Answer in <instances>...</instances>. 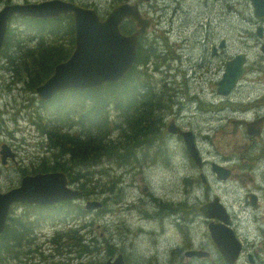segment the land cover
<instances>
[{"label":"rangeland","instance_id":"obj_1","mask_svg":"<svg viewBox=\"0 0 264 264\" xmlns=\"http://www.w3.org/2000/svg\"><path fill=\"white\" fill-rule=\"evenodd\" d=\"M3 1L5 0H0V2ZM85 1L95 3L99 7H108L115 0ZM142 2L152 8L159 7L163 9L167 15H171L170 9H172L174 17L178 15L176 19L172 18L173 29L165 32L169 29V22L166 21L158 25L156 14L151 11L152 8L144 12L152 20L148 35L142 40V46L150 49L146 61L148 71L150 73L155 72L152 75L153 83L150 82L149 85L151 92L157 94L161 93V86L165 87L166 85L170 89L169 84H173L181 87L183 85L198 93H205L210 98L212 102L200 104L201 108L193 113L186 107L184 98H173L178 103L176 112H178V107L181 109V111L179 109V116L182 117L180 121L186 128H190L194 132L196 145L207 163L202 169L198 168L186 153L182 141L173 137H166L164 139L158 138L154 144H151V147L128 146L125 149H118L117 152L124 158L121 160L116 155L105 153L96 158V168L101 166L116 168L114 174L102 175L100 172L95 171L92 165L89 167L66 168L65 172L70 173L72 180L78 179L75 178L77 174L83 176L80 180L83 181L81 184L87 194L95 193L91 197L89 195L84 196L85 199L97 200V195L103 201L106 200L104 202L106 206L109 203L114 204L118 197L119 200H124L125 204L112 205L108 214L105 213L106 210L93 213L95 220L90 225L95 228L93 235L98 240L94 253L84 252L77 257L74 250L67 252L65 248L61 247L62 253L58 254L53 248L54 255L48 261L56 262L55 264H79L91 261V264H105L108 258V247L110 246L116 254L126 255L127 253L130 255H126L128 264H154L155 261L160 264H169L172 257H175L176 263L179 262V264H186L188 261L197 264L198 259H203L202 264H218V260H214L212 257V262H206L205 259L207 258L193 259L186 256L185 252L195 248V243L200 245L199 249L208 252L212 246L211 242L196 239L192 243H188L182 238L181 233L184 234L185 232L180 229L178 222L162 223L164 218L161 215H165L166 210L164 205L159 208V212L155 208L156 203H151L152 209L149 208L151 195L156 198L157 204L162 199L167 203L172 202V200L178 203L184 197L188 199L196 197L199 206L204 204L207 197L216 195L223 201L229 214V225L242 244L241 255L236 264H264V244L262 245L263 255L261 261L257 258L260 233L264 231V139L257 142L254 138L251 139L249 135H245L244 131L238 127L236 132H232L233 120H250V117L248 119L240 117L242 114L249 115L250 109L248 107L241 108L244 104L248 105V101L238 102L216 98L213 83L209 85L204 80L199 83L194 81L192 76L193 72H202L196 69L197 64L200 62V57L197 56L200 49L204 54V71L207 72L205 79L209 81L221 78V71L226 63L236 54L241 53L246 57L244 67L251 69L254 64L262 67L260 72L252 75L255 80L251 82L247 90L251 94H264V56L261 54L260 47L254 41L256 27L258 25L264 26V24L259 23L258 19L250 13L245 16L240 14L239 6H241L243 0H183L181 3L180 0H142ZM231 12L235 20L234 27L231 25ZM198 25L200 30L197 34H194L193 29ZM14 26L11 43L0 59V98L2 96L3 98H11L0 105V123H3L5 135L0 136V144L1 142L8 143L16 151L15 157L19 152V162L14 166H12L10 160L7 165L0 162V185L2 186L11 184V181L23 171L39 168L42 164L43 166L67 167L68 154L71 156L73 163L77 162L74 157L78 156V152H75L73 157V147L87 138L80 140L74 138L71 145H61L60 133L66 129L61 128V124L64 122L61 121L54 128L50 123H45L42 131L46 134L48 130H52V133L48 134L55 136L53 139L51 137V141L55 143V146L42 162L38 160V149L35 145L26 146V144H22L21 139L23 137L21 135H13L15 132L22 131L21 127L16 128L14 121L9 119L17 114L20 105L26 103L27 120L31 123L36 121L34 114L35 101L32 98L24 100V96L25 92L30 93L31 83L35 79V76L31 78L29 73L38 74L37 65L40 52L47 49L46 46L54 48L53 45L61 46V44H67L70 40L68 33L64 29L56 31L55 25L51 27V33L42 36L37 35L34 30L26 28L20 22ZM221 39L225 40V47L223 48L219 47ZM187 40L198 41L196 51L182 52V42ZM214 47H216L215 53L213 52ZM72 50L73 46H70V53L67 57ZM179 67L182 68L183 72L178 71ZM5 74L8 76L14 75L15 80L19 81L18 85L22 86V90L15 91L16 88L5 86L7 83ZM137 82L138 80L136 84ZM170 93L172 94L171 91ZM240 93V90H236L233 94L239 95ZM62 103L66 105L73 104V107L78 106L74 104L72 96H66ZM156 104H165L164 94ZM40 112L42 116L51 117L45 110ZM155 113L156 117L161 115V112L157 113L155 111ZM161 117L163 119L162 123L166 125L167 120L164 118L163 113ZM111 118L115 123L120 120L115 113H112ZM256 120L257 118H253L250 121L249 128L251 130L255 128L254 121ZM130 125L131 122L122 123V129L115 130L110 140L112 142L127 141L131 134L135 133ZM160 126L159 120L156 127L157 131H159ZM26 127L28 128V126ZM260 129L264 130V118H262ZM198 130L202 134H198ZM123 145L126 144H119V146ZM161 148L178 155L181 159L180 166L182 169L178 167L171 172L163 169L166 154ZM153 151L157 152L151 154ZM124 161L127 164L122 165ZM212 162L228 168L231 171L230 177L228 179L221 177L222 180H219L211 170L210 164ZM200 174H204L209 180L207 186L201 181ZM97 178L103 179L104 182L97 180ZM183 179L192 182H187L188 187H186L185 183L181 182ZM239 180L244 182H238ZM117 183H119V187ZM107 186H111L112 191ZM143 186L146 187L145 190L142 189ZM116 187L119 189L116 190ZM120 187H122V191ZM135 194L137 196L147 195L145 197L146 204L139 207L140 218L129 210L131 207L134 211L137 207L136 202L131 200L136 197ZM192 208L193 206H190L187 210L191 211ZM14 213L16 216H21L28 213V211H25L22 207H17ZM148 213L151 214L153 220L141 219L147 216ZM191 214L196 215L193 212ZM81 215L84 214L81 212ZM197 217L200 219L198 214ZM122 220L125 222L124 227ZM202 222L206 226L209 219L203 217ZM201 228L204 229V226L201 225ZM190 229H196V226H190ZM141 231H153L156 235L148 236L141 234ZM67 242L69 241L57 237L53 242V247H60ZM89 243V240L85 241V244ZM123 243L124 246H122ZM70 244L74 248L76 241L71 238ZM17 246H12L9 251H5L4 256L14 251L17 260H20L23 264H39L45 256V252L48 251V247L46 248L44 245H38L33 252L22 244L16 249ZM248 254L253 258L252 262L248 261Z\"/></svg>","mask_w":264,"mask_h":264},{"label":"water","instance_id":"obj_2","mask_svg":"<svg viewBox=\"0 0 264 264\" xmlns=\"http://www.w3.org/2000/svg\"><path fill=\"white\" fill-rule=\"evenodd\" d=\"M253 1L264 4V0ZM14 9L20 12L21 14L42 17L55 16L58 13L71 12L75 15L77 28L79 30L80 35L98 36V40H94L87 44H80L78 51L76 52L72 60L70 61L69 59L67 62L63 63L66 65L65 67L59 70L58 75L54 79H52V77L48 79L44 83V85L37 88V91L42 90L43 93L47 94L52 91L55 87L60 85L98 83L107 79L115 78L119 74L122 75L126 70L125 68L130 63L132 49L135 50V43L137 41V37L135 35H122L118 30V24L121 21L120 18L123 15H131L132 13L131 6L127 4H123L117 7L110 14L108 19L101 24L98 23L99 19L93 10L80 8L75 4L61 2L59 0L42 2L32 5L18 6L16 8H8L6 11H4L2 19L8 17ZM83 21H88L90 23L96 22L99 24L101 30L99 32H91L84 30L83 27L87 28L88 30H91V25L89 23H85V25L83 26ZM108 33L110 34L108 35ZM110 36H113V39H110ZM125 43L127 46L126 51L122 50L121 48V45ZM80 71L82 72L81 74ZM61 78L63 79V82L57 83V81ZM76 195L78 194L71 191L67 187V178L63 173H39L33 176H26L23 178L19 187L13 188L4 193H0V232L3 229L9 208L14 202L29 204H48L55 203L65 198H69ZM98 206H100L98 202H90L87 204V208H93ZM218 245L223 251L224 260L229 262V264H232L235 258L237 257L238 252L236 251V248L227 247L222 242H218ZM197 254L201 255V253ZM106 264H123L121 255H119L118 258H116L113 262L108 260Z\"/></svg>","mask_w":264,"mask_h":264},{"label":"trees","instance_id":"obj_3","mask_svg":"<svg viewBox=\"0 0 264 264\" xmlns=\"http://www.w3.org/2000/svg\"><path fill=\"white\" fill-rule=\"evenodd\" d=\"M27 23H36V26H44L45 23H51L53 25H55L57 23L58 20H49V21H43V20H30V19H26L24 20ZM46 44V43H45ZM54 48H52L51 46L48 47V49L42 50L39 54V63L37 65L38 68V72H42L44 71L45 67L49 66V64L51 63V61L53 60V58H55L58 53H60V49L53 45ZM131 72H129L125 77H124V81H122L120 84L118 85H111L108 88H105L103 90H94L91 92H88L87 94V100H86V104H85V108L82 112V115L80 116V122L82 123V125H84V122L86 123L85 127L83 128L84 131V136L85 137L87 135L86 140L79 142V144L77 146L73 147L72 150V155L74 157L75 152H78V156L74 159L77 162H81L82 159L86 158L87 155H93V156H99L100 154H113L116 155L120 160L124 159L121 155H119V153H116V146L115 144H112L111 142H109L106 138V128H107V118H108V113L107 110L110 106L114 107L116 110H120V111H125L126 108H128L127 106H131V87H128L126 85H123L126 82V78L127 76L130 74ZM35 73H29V76L32 78ZM39 78V77H37ZM118 87V88H117ZM25 94H28L27 92H25ZM122 100H126L124 102V105H122ZM159 100V99H158ZM150 103H149V107L145 108L146 110H143L142 113H144V120L142 122V124L137 125V127H142L141 129V134L139 135L140 140H137L135 138V143H139V144H146L148 142V140L150 139L149 137H155L158 134L157 131V126H158V122L159 119L155 116V111H157V113L165 110L168 108V104L166 106L164 105H157L156 103L154 104V99L150 98ZM59 109H55V111L58 112ZM66 108H62V111H65ZM73 116V115H71ZM146 117V120H145ZM144 122H146V127L144 125ZM40 130H42L41 127H39ZM66 131H68L67 129H64L61 131V133L63 135H61V145H67L73 142L71 139L68 138V135L73 136L76 134H71L70 132H68L66 135ZM80 131V128H78V132ZM87 131V133H86ZM90 131V132H89ZM48 133L51 134L52 130H48ZM53 137L55 138V136H51L50 138ZM148 138V139H146ZM76 140H80L81 137L78 136L77 138H75ZM131 140V139H130ZM54 143V142H53ZM137 144V145H139ZM131 145V143H130ZM145 146H149L151 147L152 145L149 143ZM67 156H70L69 154ZM71 157V156H70ZM171 159L166 157V161L165 164L168 163ZM123 164H127L126 162ZM73 165H77V163H73ZM89 165V161L86 160L81 166H88ZM93 169L96 168V164H91ZM103 168V166H101L98 169ZM97 169V168H96ZM93 178V177H92ZM101 182H103V179H97ZM100 182V183H101ZM97 183V182H96ZM118 187H119V183H117ZM108 189L112 188L111 186H107ZM119 188L116 187V190H118ZM121 191H122V187H120ZM126 194V192H125ZM124 194V195H125ZM92 196L95 195V193L91 192L90 194L85 193L84 196ZM96 199L98 201L101 202L102 207L99 210H106L109 211L111 210V206L114 204H117V202L119 201V198L117 197V201L113 204V203H109L107 205L109 206H105V201H103L100 197H98L96 195ZM151 203H153L152 200H150V204L149 207H151ZM146 202H143L142 205H145ZM169 215H161V217L164 218L163 222H165L166 218ZM19 218H22L19 216ZM11 219V218H10ZM10 219L7 221V224L3 230V232L0 235V239L3 236V240L6 241H13V242H17L19 241L21 238L20 236H18V234H15V230L12 229H8V226L10 224ZM14 220V219H13ZM16 228L20 231L23 230V224L19 223ZM71 237V238H75L76 241V245L77 247H79L76 251L79 253H89V252H93L96 248V246H93L92 248H89V245H84L81 244L80 242V238L77 237L76 235H72L70 232L65 233V234H58L56 236L57 237ZM2 241V239L0 240ZM93 241V244L94 245ZM71 247V245H69ZM1 248V245H0ZM56 249H59V247H56ZM33 252V251H32ZM62 253V252H61ZM114 253L113 248H111L110 246L108 247V256L112 255ZM127 256H130L126 253ZM126 256V261L128 262V257ZM10 264H20L17 262L16 259H13V261L10 262ZM42 264V263H41ZM91 264V263H89ZM169 264H173L172 260L170 259Z\"/></svg>","mask_w":264,"mask_h":264},{"label":"flooded vegetation","instance_id":"obj_4","mask_svg":"<svg viewBox=\"0 0 264 264\" xmlns=\"http://www.w3.org/2000/svg\"><path fill=\"white\" fill-rule=\"evenodd\" d=\"M24 1H30V0H5L3 2H0V10H2L5 6H8V5L23 4ZM70 1H76V2H79V3L85 4V5H89V6L93 7L94 9L98 10L100 13H105L106 11L107 12L109 11L108 9L113 4L118 3V2H120L122 0H115L108 7H99L95 3L86 2V1H82V0H70ZM144 1H150V0H144ZM182 1L183 0H180V3ZM131 2H134V3L136 2L138 4L137 10H138V7H139L138 12L140 11L139 14H140L141 17L148 18L146 16V13H144V12H147L148 10H150L152 8L151 6H149L147 4H144L142 2V0L141 1L131 0ZM180 3H179V5H180V9H181V4ZM256 8H257V10L259 9L258 12L260 13L261 12L260 9H262L263 7H260L258 2H253L252 0H244V2L241 4V6H239L240 14L242 16H245L248 13H250L251 15H254L255 18L258 19L259 23L264 24V16L260 17L257 14L255 15L254 10ZM170 10H171V15H167L166 12L163 9H160L159 7H153L151 9V11L154 14H156V21H157L158 25H160L162 23H165L166 21L169 22V25H170L169 29L165 30V32H169V31H171L173 29L174 26L172 25V18L176 19L177 16H178L177 15L176 17H174L173 13H172V9H170ZM162 12H163L164 15L162 14ZM148 19H149V23L146 24V26L144 28V31H143V34H145V35H143L141 38H139V40H138V42L136 44V47H135V50H136L135 59H136V61H139V59H146L149 56V54H150V49H146V48H144L142 46V40L148 35V31H149V28H150L151 22H152V20L150 18H148ZM230 19H231V23H232L231 25H232V27H234L235 26V20H234L232 12H231V15H230ZM139 28H140V25H139L138 21L135 18L131 17V15L128 16L127 18H124L121 21V24H120V30L124 34L135 33V32H137L139 30ZM61 29H64L65 32L68 33L70 39L72 38V36H73V39L76 37V30H75L74 22H72L71 20H60V21H58L55 24V30L57 31V30H61ZM199 30L200 29H199V25H198L197 27H195L193 29L194 34H197L199 32ZM254 39H255L254 40L255 43L260 47V50L263 51V52H261V54L264 56V26L263 25H258L256 27V36L254 37ZM216 41H217V39H216ZM182 43H183L182 52L190 51V50L196 51V49L198 47V41L197 40H187V41H184ZM46 47L48 49V46H46ZM219 47L220 48L225 47V40L224 39H221L219 41ZM177 48H178V46H177ZM213 52L214 53L216 52V47L213 48ZM239 54H241V53H239ZM239 54H236L235 56H237ZM58 56H59V53H58V55L56 57H58ZM197 56L200 57V62L197 64L196 69L198 71H203L204 73H207V72L204 71V63H203L204 54H202V50L201 49L199 50V53H197ZM261 70H262V67L260 65H258V64H254V66L251 69L245 67L244 68L245 74L243 76L244 81H243V83H240L239 86L243 90H247V88L250 86L251 82H253L255 80L252 75H254L256 72H260ZM178 71L179 72H183L181 67L178 68ZM169 86H170L172 94L170 93V91L168 89L164 93V97H165V105L164 106H166L167 104L169 106H168L167 109L162 111L163 113H170V114L176 113V110H177V105L176 104L177 103H176V101L173 100V98H179V97L184 98V100L186 101V107L187 108H191L192 110L196 109L195 106H192V105L199 104V103H208L210 101V98L205 93H198V92L192 91V90L184 87L183 85L181 87V86H174L173 84H169ZM242 98H243V100L248 101L250 103V105L253 107V109H252V118H264V94H260V93H258V94H250V93L246 92V93H244L242 95ZM9 99H11V98H3V96H2V98H0V105L5 103ZM52 105L55 106V107H59V106L65 105V104H63V103H52ZM20 106H19V110H21ZM243 107H245V106H243ZM174 119H175V117H174ZM177 122H178L177 124L179 126H184L182 122H179V121H177ZM146 124L147 123L144 122L145 127H146ZM133 127H134V130L136 132V123H134ZM168 128H169V126H168ZM171 128H173V126H171ZM80 132H82V133H80ZM80 132H79L80 135L78 134L77 137L80 136L81 138H83L82 136H84V134H85L83 132V129H81ZM263 134H264V130H262L260 136H262ZM170 135L175 137V138H177V139H179V140H182V137L180 135H175V134H170ZM77 137H75V138H77ZM249 137L251 139H253V138H257L259 136L258 135L250 136L249 135ZM89 166H91V165L84 166V167H89ZM166 166L167 167L170 166V161L168 163H166ZM201 167H202V165H201ZM65 174L67 175V177L70 180H72L71 179V175H70L69 172L66 171ZM82 177L83 176L81 174H77V177H75V178L80 179ZM206 214L208 216H218L219 217L220 215H222V212L218 208H210ZM141 219L153 220L150 213H148L147 216H144ZM261 233H262V240L259 241L260 246L258 247V249L260 251L263 250L262 245L264 244V231H261ZM141 234H146L148 236L156 235V233L153 232V231H142ZM199 242H204V241H199ZM19 245L16 247V249L19 247ZM195 246L196 247H200V245L198 243H196ZM192 257H195V256H192ZM248 260H250V259H248ZM225 262L229 263L227 261H225Z\"/></svg>","mask_w":264,"mask_h":264},{"label":"bare ground","instance_id":"obj_5","mask_svg":"<svg viewBox=\"0 0 264 264\" xmlns=\"http://www.w3.org/2000/svg\"><path fill=\"white\" fill-rule=\"evenodd\" d=\"M177 9H179V8H177ZM175 10V9H174ZM162 14H163V12H162ZM174 15V14H173ZM84 132V131H83ZM90 132V131H89ZM80 133H82V132H80ZM86 133H87V131H86ZM80 135V134H79ZM77 137V136H76ZM83 137V136H82ZM102 159V158H101ZM124 163H125V161H124ZM122 165H123V163H122ZM77 177V176H76ZM114 184V183H113ZM106 201V200H105ZM31 256V255H30ZM20 261V260H19Z\"/></svg>","mask_w":264,"mask_h":264}]
</instances>
